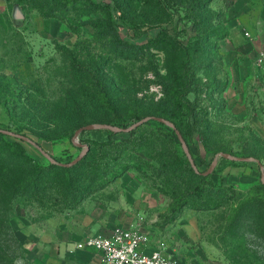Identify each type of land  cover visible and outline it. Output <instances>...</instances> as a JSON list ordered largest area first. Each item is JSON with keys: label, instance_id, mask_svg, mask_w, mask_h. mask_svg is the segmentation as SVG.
Returning <instances> with one entry per match:
<instances>
[{"label": "rangeland", "instance_id": "374dc122", "mask_svg": "<svg viewBox=\"0 0 264 264\" xmlns=\"http://www.w3.org/2000/svg\"><path fill=\"white\" fill-rule=\"evenodd\" d=\"M118 1L121 22L134 28L133 34L178 22L173 35L185 44H195L200 33L209 37L200 44L192 67L196 79H202L198 97L209 111L207 121L214 132L204 143L200 141V149L192 146L189 156L183 148L184 143L188 147L184 137L182 141L170 125L151 119L135 133L146 141L135 152L124 153L126 170L75 208L44 209L35 201L17 198L10 224L28 251L26 258L30 264H106L99 253L78 249L77 242L89 235L137 227L164 243L183 264H264V188L259 186L264 156L259 159L254 154V149L259 151V139H264V68L251 56L254 49L242 50L252 40L230 38L227 23L235 0ZM62 3L0 0V79L6 77L10 88L22 91L23 100L32 94L48 103L77 96L85 81L104 82L113 96L103 98L101 121L95 123L128 128L141 120H136L137 115L157 116L184 129L185 112L173 110L167 94L171 78L166 52L150 43L142 51L121 50L105 12L82 0L65 11L58 6ZM253 4L251 18L258 8L257 1ZM239 30L255 29L243 26ZM75 64L84 71L78 72ZM16 117L20 120L21 114L16 112ZM8 125L0 106V126ZM9 130L16 132L13 126ZM25 131L21 133L60 163L87 152L88 141L105 138L100 130L88 131L82 138L73 137L74 146L68 138L39 141ZM115 133L116 140L134 135ZM21 142L40 163H49L37 145ZM205 142L207 150L216 151L213 156L207 155ZM245 153L255 161L237 159L248 157ZM178 156L193 166L192 159L193 168L200 172L208 171L215 161L217 174L211 179L232 187L235 198L212 209L179 204L176 197L188 184L174 177ZM254 195L263 202L238 214L241 203ZM55 196L62 198L59 193ZM16 263L22 264V258Z\"/></svg>", "mask_w": 264, "mask_h": 264}, {"label": "trees", "instance_id": "16d2710c", "mask_svg": "<svg viewBox=\"0 0 264 264\" xmlns=\"http://www.w3.org/2000/svg\"><path fill=\"white\" fill-rule=\"evenodd\" d=\"M78 1L63 0L62 5L58 6L67 11L71 9V5L75 8ZM82 1L107 14L109 27L116 35L119 49L142 51L145 44L150 43L149 46L163 50L170 57L168 70L171 80L167 94L170 96L173 110L184 111L186 118L184 129L178 124L176 127L182 132L190 153L192 146L200 149V141L204 143L214 129L211 122L207 121L208 109L199 101V86L202 79H196L192 64L195 54L201 49L200 44L207 42L209 37L200 33L195 44H185L173 35L174 30L178 28V22L172 24V27L161 26L154 32L143 30L133 34L134 28L121 22L122 10L118 0ZM46 15L52 16V13L48 12ZM214 34L219 36L216 30ZM75 68L78 72L84 71L81 65L75 64ZM6 79V77L0 79V106L4 108L9 118V125L0 128L9 130L13 126L16 133L25 134H27L25 130H29V133L35 135L39 141L68 138L77 146L72 140L76 130L83 125L101 121L98 114L103 98L113 96L112 89L109 90L110 86L106 83L85 81L77 96L68 97L63 102L48 103L32 94L26 95L23 100L22 91L10 88ZM96 86L99 89H96ZM192 93L196 97H189ZM19 99L21 100L18 101ZM16 112L21 114L20 120L16 119ZM166 112L169 113V110H165V114ZM170 113L173 114V111ZM143 117L137 115L136 120ZM140 128L132 131V135L134 134L132 138L124 140L114 139L116 133L110 129L90 130L102 131L105 138L88 141L86 154L73 166H64L50 160L47 165H43L29 153L21 141L12 140L0 132V264H17L18 257L22 258V264H30L26 258L28 251L16 237L10 224L17 198L25 197L35 201L44 209L75 208L88 194L111 183L126 170L128 160L124 158V153L135 152L146 141L145 138H137L135 135ZM85 132L88 131H83L79 138H82ZM259 142L261 143L259 151L254 149V154L261 159L264 156V139H259ZM206 145L205 142L204 146ZM206 151L208 156H213L216 152L207 150V146ZM242 155L249 157L247 153ZM178 158L175 160L174 177L181 184H188V187L176 197L179 204H189L195 209H212L235 198L232 187L221 185L211 179L217 172L205 175L204 172L195 170L187 158L185 160L179 156ZM259 186L264 188V183L260 182ZM58 193L62 198L55 196ZM262 202L258 195L250 196L241 203L236 212L240 214L243 209L253 208Z\"/></svg>", "mask_w": 264, "mask_h": 264}, {"label": "built area", "instance_id": "2783aa9c", "mask_svg": "<svg viewBox=\"0 0 264 264\" xmlns=\"http://www.w3.org/2000/svg\"><path fill=\"white\" fill-rule=\"evenodd\" d=\"M256 61L258 67L264 68V51ZM76 246L98 251L106 264H183L164 243L154 241L148 232L137 227L89 235Z\"/></svg>", "mask_w": 264, "mask_h": 264}, {"label": "crops", "instance_id": "0c3cea01", "mask_svg": "<svg viewBox=\"0 0 264 264\" xmlns=\"http://www.w3.org/2000/svg\"><path fill=\"white\" fill-rule=\"evenodd\" d=\"M254 1L258 2V8L255 10V16L251 18L249 15L254 11ZM227 24L231 31L230 38L234 41L239 40L240 42H243V39L253 41V44L251 43L247 47L242 46V50L249 51L252 48L254 51L251 56L258 58L259 52L257 51L264 50V0H235L230 9ZM243 26H252L255 30L253 32L246 30L243 33L239 30V28H242ZM246 32H249L250 36H247ZM84 251H94L99 253L93 249H87Z\"/></svg>", "mask_w": 264, "mask_h": 264}, {"label": "water", "instance_id": "95a60500", "mask_svg": "<svg viewBox=\"0 0 264 264\" xmlns=\"http://www.w3.org/2000/svg\"><path fill=\"white\" fill-rule=\"evenodd\" d=\"M151 119L159 121V122H165L168 125H170L175 130L176 134L180 137V139H182V141H183V136L180 133V131L178 130V128L176 127V125H174L173 123H169L166 120H164L163 118H160V117H157V116H147V117L141 119L140 121L134 123L132 126H130L128 128H120L118 126L107 124V123H90V124L83 125L80 128H78L76 130L75 134H74V139L79 138L80 134L83 131L98 130V129H110V130L117 131V132H132V131H134L138 127L142 126L143 124H145L146 122H148ZM0 132L4 133L6 135L13 136V137H15L16 139H18L20 141L30 142V143H33L34 145H37L28 135H24V134H21V133H16L14 131H11V130H8V129H3V128H0ZM37 147H39V146L37 145ZM86 148H87V146H86ZM183 148L185 149V151L190 156L189 148L186 146L185 143L183 144ZM39 149L42 151V153L51 162L59 163V164L64 165V166H73V165L77 164L83 158V156L86 154V152L81 153L77 158H75L73 161H71L69 163H60V162L56 161L48 153H46L44 150H42L40 147H39ZM222 155L224 157H230L227 153H222ZM237 159L242 160V161H255L254 157H245V158H237ZM191 161H192L193 166L196 169L195 163L193 162L192 159H191ZM257 162H258L259 165L262 166V161L261 160H257ZM215 167H216V162L213 161L211 166H210V168L208 169V171L204 172V174L205 175L211 174L213 172V170L215 169ZM262 181L264 183V172L262 173Z\"/></svg>", "mask_w": 264, "mask_h": 264}]
</instances>
